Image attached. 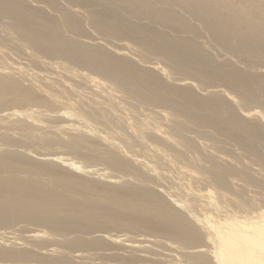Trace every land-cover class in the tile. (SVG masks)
Masks as SVG:
<instances>
[{
    "label": "bare ground",
    "instance_id": "obj_1",
    "mask_svg": "<svg viewBox=\"0 0 264 264\" xmlns=\"http://www.w3.org/2000/svg\"><path fill=\"white\" fill-rule=\"evenodd\" d=\"M260 69L264 0H0V264H264Z\"/></svg>",
    "mask_w": 264,
    "mask_h": 264
},
{
    "label": "rangeland",
    "instance_id": "obj_2",
    "mask_svg": "<svg viewBox=\"0 0 264 264\" xmlns=\"http://www.w3.org/2000/svg\"><path fill=\"white\" fill-rule=\"evenodd\" d=\"M259 71H261L262 73L264 72V70H262V69H260ZM99 168H100V167H99ZM18 226H21V225H16V226L10 228L9 230H4V231H3L2 229H1V230H2L3 232L10 233V231H12L11 229H16V228L18 229ZM29 228L32 229V228H34V227H29ZM17 229H16V230H17ZM1 230H0V233L2 232ZM3 232H2V233H3ZM2 233H1V234H2ZM8 237H10V236H8Z\"/></svg>",
    "mask_w": 264,
    "mask_h": 264
}]
</instances>
